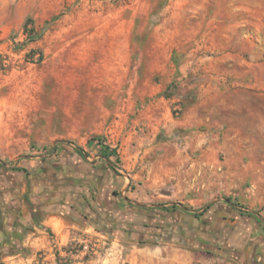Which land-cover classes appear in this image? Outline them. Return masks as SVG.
Returning a JSON list of instances; mask_svg holds the SVG:
<instances>
[{
  "label": "rangeland",
  "instance_id": "obj_1",
  "mask_svg": "<svg viewBox=\"0 0 264 264\" xmlns=\"http://www.w3.org/2000/svg\"><path fill=\"white\" fill-rule=\"evenodd\" d=\"M40 177L112 214L57 264H264V0H0V187Z\"/></svg>",
  "mask_w": 264,
  "mask_h": 264
},
{
  "label": "crops",
  "instance_id": "obj_2",
  "mask_svg": "<svg viewBox=\"0 0 264 264\" xmlns=\"http://www.w3.org/2000/svg\"><path fill=\"white\" fill-rule=\"evenodd\" d=\"M108 176L103 183L107 194L113 190ZM46 180L30 178L20 185L12 184L11 189L0 187L1 264H57L58 253L68 245L105 234L102 225L112 214L100 200L52 194L51 183ZM125 189L126 185L124 196L128 194ZM85 206L94 210L84 215Z\"/></svg>",
  "mask_w": 264,
  "mask_h": 264
},
{
  "label": "trees",
  "instance_id": "obj_3",
  "mask_svg": "<svg viewBox=\"0 0 264 264\" xmlns=\"http://www.w3.org/2000/svg\"><path fill=\"white\" fill-rule=\"evenodd\" d=\"M77 150L79 152H82L83 151V149L80 148V147H78ZM100 156L103 159H105L107 162H110V159H111L112 156H117V152L114 149H110L109 147H105V146L102 145V149H101V152H100ZM18 171L27 172L24 169H18ZM136 206H138L139 208H145V205L138 204ZM210 208H211V205H208L207 207H205V209H204L203 212H207V210H209ZM163 210H166V211L177 210V206L176 205H173L172 207L164 208ZM260 221H261V219H260Z\"/></svg>",
  "mask_w": 264,
  "mask_h": 264
},
{
  "label": "built area",
  "instance_id": "obj_4",
  "mask_svg": "<svg viewBox=\"0 0 264 264\" xmlns=\"http://www.w3.org/2000/svg\"><path fill=\"white\" fill-rule=\"evenodd\" d=\"M89 249V245L85 244L82 248V250H72L70 252L71 256H79L82 252Z\"/></svg>",
  "mask_w": 264,
  "mask_h": 264
}]
</instances>
